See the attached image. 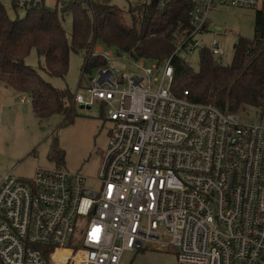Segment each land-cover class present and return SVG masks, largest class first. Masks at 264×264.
Wrapping results in <instances>:
<instances>
[{
    "label": "built area",
    "instance_id": "built-area-1",
    "mask_svg": "<svg viewBox=\"0 0 264 264\" xmlns=\"http://www.w3.org/2000/svg\"><path fill=\"white\" fill-rule=\"evenodd\" d=\"M191 2V31L176 53H192L221 6L264 16V0ZM94 56L106 65L74 102L99 104L111 123L98 188L62 167H38L27 181L1 176L0 264H121L148 245L175 250L179 264H264L263 118L247 124L216 97L175 94L173 56L148 69L133 59L140 72L131 73L112 53Z\"/></svg>",
    "mask_w": 264,
    "mask_h": 264
},
{
    "label": "trees",
    "instance_id": "trees-1",
    "mask_svg": "<svg viewBox=\"0 0 264 264\" xmlns=\"http://www.w3.org/2000/svg\"><path fill=\"white\" fill-rule=\"evenodd\" d=\"M17 11L25 10L24 18L12 19L0 0V86L11 88L32 98L37 119L64 116L63 123L75 119L74 96L42 79L24 60L32 49L44 63L41 70L52 77L64 78L69 69L71 53L82 55V76L104 67L106 61L95 57L97 41L115 46L133 59H151L163 66L173 56V91L189 90L196 100L205 98L215 74L229 72V84L217 97L224 112L240 114L255 112L264 118V16L256 14L252 40L240 39L231 64L224 66L223 56L211 49L201 51L199 72L176 53L191 31V0H147L141 19L129 23L128 15L119 8L101 6L100 0H57L54 8L44 0H10ZM71 15V40L62 18ZM184 50V49H183ZM181 52V51H180ZM261 120V119H260ZM62 151L55 142L50 157L62 161ZM141 251V250H140Z\"/></svg>",
    "mask_w": 264,
    "mask_h": 264
},
{
    "label": "rangeland",
    "instance_id": "rangeland-1",
    "mask_svg": "<svg viewBox=\"0 0 264 264\" xmlns=\"http://www.w3.org/2000/svg\"><path fill=\"white\" fill-rule=\"evenodd\" d=\"M12 19L24 18L25 10H15L10 0H1ZM132 6L129 0H100L101 6L108 8H119L128 15L129 23L141 19V11L144 3ZM47 8L55 7L57 0H44ZM210 23L208 31L196 35L197 46L192 53L180 50L179 56L185 59L194 73L199 72L201 51L209 49L218 44L224 54L222 62L224 66L231 64L235 55V47L240 39L252 40L256 28V12L252 10L230 8L221 6L217 11L209 14ZM73 18L71 15H64L62 18L63 27L71 40L73 30ZM222 28V31L215 27ZM96 52L112 53V64L122 69L123 72H140L133 65V58L119 50L115 46H107L101 41L96 43ZM121 56V57H120ZM143 62L144 68H152L158 63L151 59H138ZM26 66L33 68L39 76L52 87L60 90H69L73 95L80 93L85 99L88 98L87 84L91 73L82 76L84 58L80 54L71 53L69 69L64 78L52 77L43 72L40 68L43 59H40L37 51L32 49L25 58ZM153 78V77H152ZM224 76L222 72L215 74L209 84L207 99L219 96L227 85H222ZM223 87V88H222ZM24 97L22 103L20 99ZM210 97V98H209ZM11 101H16L12 103ZM18 101V102H17ZM75 119L73 123L64 124V116L54 115L48 119H37L33 114L32 98L28 95L15 94L11 88L0 86V181L1 176L12 171V173L24 180H31L38 167L57 168L62 167L71 172H79L87 177V188L95 190L98 184L95 179L98 175L103 159V153L108 147V132L111 123H104L99 104L89 108L75 104ZM240 115V114H239ZM261 117L255 112L245 113L242 121L247 124L261 123ZM264 125V118L262 121ZM57 142L62 151V161L51 158L50 153L53 144ZM82 230V229H81ZM121 264H179L175 250L168 247H156L148 245L141 251H127Z\"/></svg>",
    "mask_w": 264,
    "mask_h": 264
},
{
    "label": "crops",
    "instance_id": "crops-1",
    "mask_svg": "<svg viewBox=\"0 0 264 264\" xmlns=\"http://www.w3.org/2000/svg\"><path fill=\"white\" fill-rule=\"evenodd\" d=\"M215 29H216V30H219V31H222V28H220V27H218V26H216ZM207 31H208V29H207ZM2 88H4V87H2ZM4 89H6V88H4ZM14 92H15V94H17V95H22V94L16 92L15 90H14ZM22 96H25V95H22ZM23 100H24V97L21 98L19 102L22 103ZM11 102H12V103H15L16 101H11ZM17 102H18V101H17ZM102 119H103V121H104V123H105L104 114H102ZM106 123H107V122H106ZM109 135H110V130H109V132H108V136H109ZM108 138H109V137H108ZM108 141H109V139H108Z\"/></svg>",
    "mask_w": 264,
    "mask_h": 264
},
{
    "label": "water",
    "instance_id": "water-1",
    "mask_svg": "<svg viewBox=\"0 0 264 264\" xmlns=\"http://www.w3.org/2000/svg\"><path fill=\"white\" fill-rule=\"evenodd\" d=\"M83 108V106H81Z\"/></svg>",
    "mask_w": 264,
    "mask_h": 264
}]
</instances>
